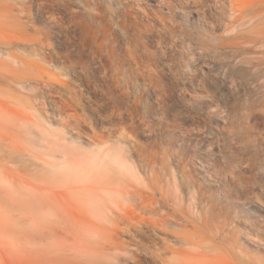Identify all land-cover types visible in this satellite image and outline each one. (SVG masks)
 <instances>
[{
  "label": "rangeland",
  "instance_id": "1",
  "mask_svg": "<svg viewBox=\"0 0 264 264\" xmlns=\"http://www.w3.org/2000/svg\"><path fill=\"white\" fill-rule=\"evenodd\" d=\"M7 1L23 8L30 24L28 43L21 46L45 44L50 60L21 53L36 59L38 66H30L29 74L64 82L57 94L44 89L50 94L44 97V117L77 122L79 127L56 128L84 141L94 133L123 135L135 147L127 152L135 174L128 183L154 194L173 214V224L175 212L180 225L172 226L179 233L161 231L154 224L158 216L136 204L131 186L133 197L129 193L113 206L130 232L112 237V205L105 199L97 208L81 209L71 186L76 177L61 178L51 167L47 153L56 142L44 143L39 129L27 134L10 113L14 107L26 109L18 97L27 105L36 100L24 91L0 92V117L3 110L6 119L8 114L17 117L5 122L4 133L0 129V264H264V66L250 69L242 61L247 53L234 45L264 35V16L244 24L259 1L122 0L160 17L140 16L148 24L138 47L143 58L131 61L122 75L105 69L96 44L78 34L75 21L82 15L98 42L106 36L96 10L87 15L72 3ZM109 26L110 40L125 43L117 27ZM4 30L1 41L20 36L16 29ZM260 48L256 56H262ZM47 97L68 99L72 108L62 113ZM248 127L253 135L246 136ZM244 141L255 153L253 161L239 153ZM233 157L236 162L230 165ZM172 173L179 179L189 174L198 198L182 188L178 204L165 203L156 186L166 184ZM202 215L215 226L193 222Z\"/></svg>",
  "mask_w": 264,
  "mask_h": 264
},
{
  "label": "bare ground",
  "instance_id": "2",
  "mask_svg": "<svg viewBox=\"0 0 264 264\" xmlns=\"http://www.w3.org/2000/svg\"><path fill=\"white\" fill-rule=\"evenodd\" d=\"M46 1L53 4H57L59 7H64V6L68 7V4L72 3L76 7L75 9H77L81 14L91 15L92 12L96 10L97 18L99 20L100 25L103 27L104 31L106 32V36H104L103 39L100 42H98L96 34L92 33L90 25L88 24V22L84 20L82 15L77 16L75 21L76 27L78 28V34L85 43L91 45L96 44L98 50L100 51V56H101L100 59H102V65L105 69L110 68L112 69V71L117 70L120 73L125 72L129 68L131 61H134L135 63H140V61L143 58L139 54L138 47L140 45L142 36L145 32L143 28L146 27L148 24H145L143 20L140 19V16H142V14H145L146 16L153 15V17L155 18H157L158 16L156 12L155 13L147 12V11L141 12L140 8L136 7V5L132 1H122V0H46ZM258 1H259L258 3L259 7H257L256 9L255 8L251 9L252 10L251 13L252 15H254L251 18V20L254 19L255 17L256 18L254 20H256L257 16L258 17L264 16V0H258ZM23 11L24 9L21 8L17 3L9 2L7 0H0V30L3 31L5 29L4 31H6V29H16L20 33V36L18 37L16 36L17 35L16 33L14 34L16 36L15 38H13L11 35V38L9 39L3 41L0 40V92L15 93L19 91H24L32 95L31 97H33L37 103L35 101L33 103L30 100V103L27 105V103H25L22 98L18 97L19 102L23 103L24 107L26 106L25 107L26 109L24 108L22 109L21 108L22 106L19 108L20 106L19 105L17 106L19 108V111L17 110V108L14 107L12 110L9 109L11 110L10 113H12L13 111V115L14 116L16 115L18 117L19 120L18 119L17 120L21 122V125H23V127H26L25 129H27L28 131L27 134L34 135L36 133V130L39 129L38 131L39 135L44 134V138L41 137L45 140L44 143H46V141H48L51 138L52 139L50 140V142L51 141H53L54 143L56 142L55 143L56 145L50 148V149H54V151L47 153V155L53 161L51 167H54V169L57 172H60V174H62L61 178H63V176L65 175H68L70 177L74 176L73 178L76 177V181H75L76 185H71L69 181H67V185L70 184L73 187V189L76 190L77 198L75 202L77 203V205H79V207L81 206L80 207L81 209L82 207L91 208L92 206H95L97 208L100 205V203L105 199L106 201H108L109 204L112 205L109 206L110 211L113 213L109 216V220L111 222L110 234L112 237L119 239L122 230H126L128 233L130 232V228L121 226L122 222H120V220L118 219L117 210L113 206L114 205L117 206V204L119 205L121 198L126 197L129 193L131 194V191H133V189H135L133 195H136V197H138L136 204L142 205V207L150 210L151 213H154L158 216V219L154 220V224L161 231L170 232L172 230V226L173 227L179 226L180 224L177 220L178 217L176 213L174 212V219L176 220V223L174 222L173 224V218H172L173 214L169 210L165 212L166 210L165 206L163 204L160 205L161 201L154 194H149L147 193V191L145 192L140 188L136 187L137 185L135 186V184L133 183H130L131 184L130 185L128 183V181H130L129 176L135 174L131 173L132 170H134L133 169L134 165L130 166V162H129L130 153L127 152H131V147L133 148L134 146L132 144L127 143V140L123 135H121V137L123 136L124 138L123 137L121 138L120 136H116L114 134H109L108 136H106L104 134L94 133V134H88L89 141H84L81 139V135L75 136L68 134L69 132H64L63 130H61L62 127L63 128L66 127L65 124L68 125L72 124L79 127V124L77 122L71 121L72 123H68V121L64 117L62 118L61 116L62 118L61 121L60 122L57 121L56 123V122H52L53 120L44 117V115L42 114L43 113L42 109L45 108L46 105V103H44V97L50 95L45 93L44 89H50L52 92L56 93L58 87L60 88L61 83L64 84V82L60 80L56 81L55 83L44 81L29 74V72L32 71L31 70L32 67L30 68V66H34L33 65L34 63L36 64L35 62L36 59L35 61L28 60L27 58L22 56L24 52L26 53L30 51L28 52L29 54L32 53L36 56H39L42 60L45 61H50V60H48L47 56L44 54L42 49V46H44L45 44L38 43V44L28 45L27 47L21 46V44L22 43L24 44V42L28 43L26 40L30 33L29 32L30 24L28 20L24 17ZM251 20L245 21L244 24H248L249 22H252L253 24V20L252 21ZM110 23L114 24L117 27L116 30L117 35H119L122 41L123 40L125 41V43H122L123 45L119 44L118 43L119 40L117 39L112 41L110 40V36H108V34L111 31V28L109 26ZM244 27L246 26L244 25ZM260 35L261 36H258L254 39H252V37H246L244 38L243 42H236V41L234 42L236 48H238L239 50H243L247 53L248 57L247 56L245 57L246 55L245 54L242 61H244L245 64H247V66L250 69L258 65L259 67L264 66V52L260 54L262 56H256L258 50L257 48L264 46V35L262 34ZM0 36H2V33ZM38 41L40 42V39L37 40V42ZM31 42L33 43L34 41ZM31 42H29V44ZM18 49H21L23 52H19ZM104 55H106L105 58L103 57ZM255 60L257 63H255ZM39 65H41V63ZM23 69L24 70L27 69V71H24ZM122 74L123 73H121V75ZM58 94L63 95L62 91H59ZM47 99H49L51 105L55 104L58 110L62 111V113L65 112V109L72 108L71 101L68 99L62 98V100H57V99H51L49 97H47ZM29 112H34L33 116H31L32 114L31 115L28 114ZM5 113H6L5 110H3L0 117V129L2 130V132L6 126L5 122H7L8 119H10V122H13L12 120L14 118L15 119L17 118L14 116L11 117V114H8L9 118L7 117L6 119L7 115H5ZM53 117L51 116V118ZM56 118L57 116L55 117V119ZM43 126L44 128H41ZM56 127H61V128L59 129ZM251 130L252 127H248L245 130L246 136L253 135ZM46 144L48 146L50 145L49 142ZM45 146L46 145L44 144V147ZM239 149H240L239 153H242L243 155L245 154L248 157V159H251L252 161L254 160L255 153L252 150L250 143L244 141L243 144L239 147ZM234 162L236 161L233 157V159H231L229 163L230 165H233ZM136 169L137 168H135V171ZM231 170L233 171V169ZM105 171H107V173H105ZM37 176L39 177V175ZM30 183L35 185L32 182ZM64 185L66 184H63L61 186ZM131 186L133 189L131 188L132 190L130 191ZM182 188L184 190H188L189 192L191 191L188 195H190L193 192L192 195L194 194L196 195V198H198L197 197L198 194H196L198 192L194 193L196 188L193 179L189 174H184L183 177L179 179L177 177V173L176 174L172 173V175L169 178L167 177L166 184H164L163 186H160V184L156 186V191L158 190V192L162 194L163 201L165 203H168L170 201L171 203L172 202L177 203L181 198L180 195L183 196V194L181 193ZM133 195L131 197H133ZM190 198L192 200L194 199V197L193 198L190 197ZM191 199L190 201L188 200L189 203H191ZM194 202L196 203V200L192 201L191 204L193 205ZM195 203L194 205H197ZM190 209L192 210V207L189 208V210ZM196 220H198L201 224L204 225V227L207 228L215 226L214 220H212L209 216L206 217L202 215L200 216V218L193 219V222ZM172 231L179 233L176 230H172Z\"/></svg>",
  "mask_w": 264,
  "mask_h": 264
}]
</instances>
